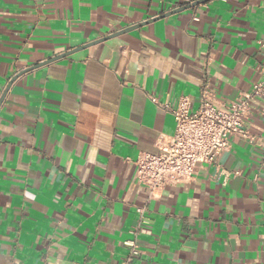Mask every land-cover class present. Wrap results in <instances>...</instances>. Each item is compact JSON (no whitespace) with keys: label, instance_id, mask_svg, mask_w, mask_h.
Wrapping results in <instances>:
<instances>
[{"label":"crops","instance_id":"1","mask_svg":"<svg viewBox=\"0 0 264 264\" xmlns=\"http://www.w3.org/2000/svg\"><path fill=\"white\" fill-rule=\"evenodd\" d=\"M195 1L0 0V98L38 66L0 104V264H122L137 207L130 264H264V97L252 143L153 198L136 183L137 155L174 132L162 105L195 111L204 84L228 105L263 80L264 0L160 18Z\"/></svg>","mask_w":264,"mask_h":264},{"label":"built area","instance_id":"2","mask_svg":"<svg viewBox=\"0 0 264 264\" xmlns=\"http://www.w3.org/2000/svg\"><path fill=\"white\" fill-rule=\"evenodd\" d=\"M193 20L198 21L197 18ZM258 43L264 49V38ZM262 74V81L252 84L249 91L228 105L218 107L214 104V96L208 84H204L201 89L199 107L195 111L191 110L188 96L180 97L174 108L162 105L174 118V132L156 141L155 153L137 155L134 161L136 183L147 188L153 198L166 186L190 181L198 165H215L217 157L229 149L232 137H240L252 143L254 136L248 131L246 123L252 103L264 97V70ZM152 100L157 103L156 99ZM220 173L228 176L224 170ZM144 212L143 207L136 208L138 226L131 233L133 238L124 242L129 248V254L122 264H130L133 257L141 254L136 239L143 232L141 227L147 224Z\"/></svg>","mask_w":264,"mask_h":264},{"label":"water","instance_id":"3","mask_svg":"<svg viewBox=\"0 0 264 264\" xmlns=\"http://www.w3.org/2000/svg\"><path fill=\"white\" fill-rule=\"evenodd\" d=\"M208 1H210V0H197V1H195V2H193V3H191V4H189V5H186L185 7L178 8V9L174 10L173 12H170V13H168V14H165V15H163V16H160V18L166 17V16H168V15H170V14H172V13H178V12H181V11H183V10H185V9H189V8H191V7H195V6L199 5V4H204V3L208 2ZM158 18H159V17H158ZM158 18H155V19H158ZM145 23H148V22H145ZM140 25H143V24H140ZM140 25L133 26L132 28H128V29H126V30H124V31H129V30H131V29H133V28L139 27ZM69 54H70V53H69ZM67 55H68V54H63L62 56H59L58 58L65 57V56H67ZM58 58L51 59V60L45 62V64H47V63H49V62H51V61H53V60H55V59H58ZM36 67H38V66H34V67H32V68H29V69L25 70L24 72H21V73L17 74V76H15V77L9 82V84H8V86H7V88H6L5 92H4V94H3V96L0 98V104L2 103V101H3V99H4V95L7 93L8 89H9L10 85L13 83V81H14L17 77H19L20 75H22L23 73H26V72H28V71H30V70L36 68Z\"/></svg>","mask_w":264,"mask_h":264}]
</instances>
